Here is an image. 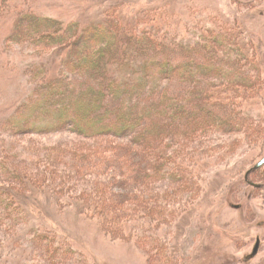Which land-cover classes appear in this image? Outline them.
I'll use <instances>...</instances> for the list:
<instances>
[{"label":"trees","instance_id":"obj_1","mask_svg":"<svg viewBox=\"0 0 264 264\" xmlns=\"http://www.w3.org/2000/svg\"><path fill=\"white\" fill-rule=\"evenodd\" d=\"M14 1L0 0V18L12 11ZM128 2L122 0L107 8L106 18L91 24L41 14L32 3L19 7L7 48L29 46L42 57L55 50L56 53L47 59L48 66L35 62L28 67L34 92L10 117L9 124L16 134L75 131L94 140V155L79 151V157L71 164L66 161L70 164L67 169L55 167L50 171L51 179L56 180L60 169L65 178L62 187L71 192L74 185H65L67 181L94 174V205L86 211L99 215L110 233L133 218L140 220L138 223L145 220L148 233L163 221L165 213H160L157 205L161 195L155 192L146 196L143 191L137 194L136 215L126 220L120 206L126 205L133 193L119 194L112 179L104 180L99 170H90L88 154L94 161L105 153L115 156L113 159L120 161L122 173L127 176L126 185L133 180L146 187L163 180L171 179L176 184L188 180L193 184L186 183L183 188L193 191L196 197L204 183L199 182L206 166L204 159L214 152V148L206 152L208 138L216 131L247 129L248 108L242 101L263 92L259 81H252L251 64L244 65L250 57L243 44L231 41L240 30L237 22L226 21L212 29L205 27L206 32L194 42L181 35L182 31L173 29L178 14L169 7L170 2L146 8L135 16L123 13ZM211 30L217 32H209L216 38L214 42L208 34ZM223 43H227L225 47ZM177 54L185 56L181 64L176 63ZM196 54L207 62L194 61L191 56L195 58ZM254 58L259 59L258 53ZM177 84L183 85L178 93L174 91ZM114 139L125 141L118 143ZM108 143L112 149L103 150ZM256 167L251 170V177L264 171V166ZM7 169L24 187L0 184V201L8 220L22 221L29 213L28 190L43 184L34 183L35 178L25 168L9 164ZM114 177L119 180V175ZM74 188L81 190L79 186ZM58 191L66 197V193ZM78 197L81 196L73 199L81 200ZM118 197L119 207L114 200ZM86 199L89 204L92 202Z\"/></svg>","mask_w":264,"mask_h":264},{"label":"rangeland","instance_id":"obj_2","mask_svg":"<svg viewBox=\"0 0 264 264\" xmlns=\"http://www.w3.org/2000/svg\"><path fill=\"white\" fill-rule=\"evenodd\" d=\"M121 1L15 0L12 11L0 18V88L3 92L0 98V184L24 187L19 179L10 175L9 164L25 168L35 178L34 183L43 184L28 190L29 213L22 221L8 220L6 208L0 201V264H264V171L257 176L250 175V181L260 187L251 184L248 178L249 172L264 158V0H129L122 9L123 13L135 16L141 10L170 2L169 7L178 14L173 29L182 31L181 35L194 42L206 32L205 27L212 29L226 21L240 25L231 41L238 44L239 40L243 44L250 57L244 65L251 64L252 81H259L263 94L242 101L248 108V130L216 131L208 138L206 152L207 149L212 152L211 148L214 152L204 159L206 166L199 180L204 183L196 197L193 191L183 188L186 183L187 186L193 184L188 180L182 184L163 180L149 187L133 180L126 185L127 176L122 173L120 161L106 153L94 161L91 156L94 140L75 131L16 134L11 128L10 117L34 92L28 67L35 62L48 66L47 59L56 53L55 50L42 57L29 46L7 48L19 7L32 3L41 14L91 24L106 18V9ZM210 37L212 42L216 41L214 36ZM257 53L258 60L254 58ZM184 57L177 54L176 63L181 64ZM191 58L198 62L204 60L197 54ZM182 87L177 84L174 91L178 93ZM114 141L123 143L125 140ZM109 144L103 150L112 149ZM234 148L236 150L231 152ZM79 151L91 154L86 157L89 169L99 170L104 180L112 179L119 194L133 193L123 207L121 197L114 198L117 207L121 204L120 211L126 220L136 215L137 194L143 191L146 196L155 192L161 195L157 205L160 213L165 214L163 221L161 214L158 215L162 221L160 227L146 233L149 226H145V220L138 223L140 220L133 218L126 226H118L110 233L99 215L86 211L94 205V174L79 175L67 181L65 185H74L70 187L71 192L62 187L65 178L60 169L56 180H52L50 171L55 167L67 169L73 159L79 157ZM118 175L120 181L114 177ZM78 186L81 190L74 188L75 191L73 187ZM59 189L66 193L65 198L61 197ZM76 195H80L81 200L73 199ZM86 198L93 203L89 204ZM259 247L260 252L251 259Z\"/></svg>","mask_w":264,"mask_h":264},{"label":"water","instance_id":"obj_3","mask_svg":"<svg viewBox=\"0 0 264 264\" xmlns=\"http://www.w3.org/2000/svg\"><path fill=\"white\" fill-rule=\"evenodd\" d=\"M264 166V158L258 163V165H257V167L258 168H260V167H263ZM256 167V168H257ZM251 173H252V171L248 174V177H250V175H251ZM254 185H260V184H258V183H256V182H254L253 183ZM260 252V247L256 250V252L251 256V259H254L256 256H257V254Z\"/></svg>","mask_w":264,"mask_h":264},{"label":"flooded vegetation","instance_id":"obj_4","mask_svg":"<svg viewBox=\"0 0 264 264\" xmlns=\"http://www.w3.org/2000/svg\"><path fill=\"white\" fill-rule=\"evenodd\" d=\"M257 186H259V185H257Z\"/></svg>","mask_w":264,"mask_h":264}]
</instances>
